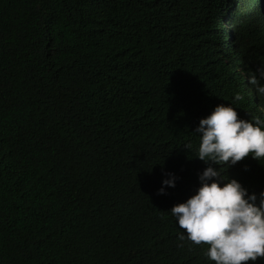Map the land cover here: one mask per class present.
<instances>
[{
    "label": "trees",
    "instance_id": "1",
    "mask_svg": "<svg viewBox=\"0 0 264 264\" xmlns=\"http://www.w3.org/2000/svg\"><path fill=\"white\" fill-rule=\"evenodd\" d=\"M224 5L0 0V264H214L177 246L170 211L204 170L196 117L236 92L217 55Z\"/></svg>",
    "mask_w": 264,
    "mask_h": 264
},
{
    "label": "clouds",
    "instance_id": "2",
    "mask_svg": "<svg viewBox=\"0 0 264 264\" xmlns=\"http://www.w3.org/2000/svg\"><path fill=\"white\" fill-rule=\"evenodd\" d=\"M215 16L217 55L236 92L231 103L196 117L195 158L204 170L193 178L196 194L170 214L180 229L178 247H204L214 264H264V0H225ZM249 160L259 166L246 176L239 166ZM225 168L248 183L223 175ZM151 173L154 188L159 172ZM167 175L159 195L176 187L178 178Z\"/></svg>",
    "mask_w": 264,
    "mask_h": 264
},
{
    "label": "rangeland",
    "instance_id": "3",
    "mask_svg": "<svg viewBox=\"0 0 264 264\" xmlns=\"http://www.w3.org/2000/svg\"><path fill=\"white\" fill-rule=\"evenodd\" d=\"M245 2V0H243ZM254 1V0H253ZM246 4V3H245ZM245 11H248V8L246 6H244L243 8Z\"/></svg>",
    "mask_w": 264,
    "mask_h": 264
}]
</instances>
